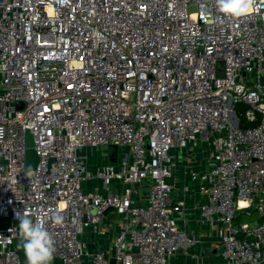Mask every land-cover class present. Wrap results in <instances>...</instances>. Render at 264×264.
Returning <instances> with one entry per match:
<instances>
[{
	"label": "built area",
	"instance_id": "2783aa9c",
	"mask_svg": "<svg viewBox=\"0 0 264 264\" xmlns=\"http://www.w3.org/2000/svg\"><path fill=\"white\" fill-rule=\"evenodd\" d=\"M252 3L233 17L217 0H0V264H26L18 213L45 221L51 264L190 256L200 239L178 224L175 172L182 194L204 195L198 223L218 229L222 264H264V0ZM111 144L118 161L91 171L84 150Z\"/></svg>",
	"mask_w": 264,
	"mask_h": 264
},
{
	"label": "crops",
	"instance_id": "0c3cea01",
	"mask_svg": "<svg viewBox=\"0 0 264 264\" xmlns=\"http://www.w3.org/2000/svg\"><path fill=\"white\" fill-rule=\"evenodd\" d=\"M84 151L88 154L87 165L91 171L94 170L96 165L109 163V148L86 149ZM120 154V149H117L115 163L118 161ZM201 166L203 167L204 163H202ZM175 173L177 175V179L175 182V190L173 191L172 197L174 200L182 199L184 201L185 216L187 218L186 221H179L178 224L188 232L196 234L200 241L195 247L192 248L190 256L175 254L169 259L168 264H222L221 258L218 254V229L211 228L207 224L201 225L198 223L196 207L198 203L204 200V195L199 194L196 191L195 183L192 184L191 190L188 193L182 194L180 189L181 185H183V182L186 181V178L181 176V174L178 172ZM83 187L84 189L88 190L97 189V191L104 192V189L100 186L98 179L84 181ZM117 188L118 186L116 184H113L111 186V189L113 190H116ZM88 234L85 235L86 238L88 237ZM96 240L97 243L95 244V246H93V243H90V246H92V248L105 247L107 243L105 239L96 238ZM203 250L204 252L202 253Z\"/></svg>",
	"mask_w": 264,
	"mask_h": 264
},
{
	"label": "clouds",
	"instance_id": "9594fccd",
	"mask_svg": "<svg viewBox=\"0 0 264 264\" xmlns=\"http://www.w3.org/2000/svg\"><path fill=\"white\" fill-rule=\"evenodd\" d=\"M218 9L233 17L247 14L253 7L252 0H217ZM19 237L26 255V264H51L55 246L52 234L43 219L33 220L26 213H18ZM52 219L62 223L63 216L56 212Z\"/></svg>",
	"mask_w": 264,
	"mask_h": 264
},
{
	"label": "water",
	"instance_id": "95a60500",
	"mask_svg": "<svg viewBox=\"0 0 264 264\" xmlns=\"http://www.w3.org/2000/svg\"><path fill=\"white\" fill-rule=\"evenodd\" d=\"M21 103L18 104V106H20ZM25 145H26V151H25V166L26 168L30 169L33 168L37 162V155L32 147V140H31V136L28 133V131H26L25 133ZM109 164H115L116 161V153H117V146L115 144H111L109 146ZM143 181H146L147 183H149L148 179H145ZM142 192V196L143 197H147L148 196V188H142L141 189ZM22 240L20 239V237L15 238L14 240V245L20 255V258L23 261H26V255L23 249V244H22ZM205 250V249H204ZM204 250L202 251V253L204 252ZM114 258H110L109 259V264H114Z\"/></svg>",
	"mask_w": 264,
	"mask_h": 264
},
{
	"label": "trees",
	"instance_id": "16d2710c",
	"mask_svg": "<svg viewBox=\"0 0 264 264\" xmlns=\"http://www.w3.org/2000/svg\"><path fill=\"white\" fill-rule=\"evenodd\" d=\"M238 108H242L241 105H237ZM239 120H240V127H251V126H255L257 124V121H249V120H246L244 117H239ZM143 182V187L142 188H145L147 187L148 183L146 181H142ZM242 214H245L244 212H240L239 214H237V216L235 217V220L237 222H240L241 221V217L243 216ZM250 216H254V219L257 217V213L255 210L252 211L251 215ZM264 219V218H261V220Z\"/></svg>",
	"mask_w": 264,
	"mask_h": 264
},
{
	"label": "rangeland",
	"instance_id": "374dc122",
	"mask_svg": "<svg viewBox=\"0 0 264 264\" xmlns=\"http://www.w3.org/2000/svg\"><path fill=\"white\" fill-rule=\"evenodd\" d=\"M196 10V7L194 5H189L188 6V11L189 12H194ZM196 147H198V145H196ZM98 149V148H97ZM121 149V148H120ZM95 151V150H94ZM202 155H199L197 158H200ZM243 216L241 217V221L240 222H245V221H253L254 220V216H247L246 213L245 214H242ZM235 222H237L235 220Z\"/></svg>",
	"mask_w": 264,
	"mask_h": 264
}]
</instances>
